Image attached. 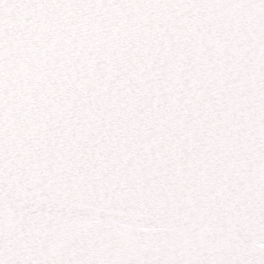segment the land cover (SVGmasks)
<instances>
[{"label": "snow or ice", "instance_id": "1", "mask_svg": "<svg viewBox=\"0 0 264 264\" xmlns=\"http://www.w3.org/2000/svg\"><path fill=\"white\" fill-rule=\"evenodd\" d=\"M0 264H264V0H0Z\"/></svg>", "mask_w": 264, "mask_h": 264}]
</instances>
